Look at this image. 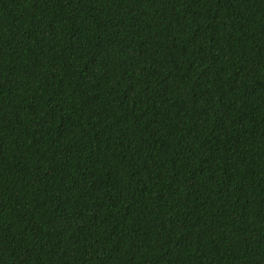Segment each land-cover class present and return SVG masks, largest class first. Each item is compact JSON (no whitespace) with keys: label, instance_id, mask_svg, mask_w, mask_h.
<instances>
[{"label":"trees","instance_id":"obj_1","mask_svg":"<svg viewBox=\"0 0 264 264\" xmlns=\"http://www.w3.org/2000/svg\"><path fill=\"white\" fill-rule=\"evenodd\" d=\"M0 264H264V0H0Z\"/></svg>","mask_w":264,"mask_h":264}]
</instances>
